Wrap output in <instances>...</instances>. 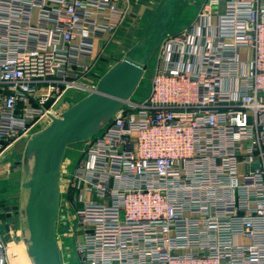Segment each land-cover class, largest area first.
<instances>
[{
  "label": "built area",
  "instance_id": "1",
  "mask_svg": "<svg viewBox=\"0 0 264 264\" xmlns=\"http://www.w3.org/2000/svg\"><path fill=\"white\" fill-rule=\"evenodd\" d=\"M127 2L0 0V160L94 90ZM155 51L147 96L62 162L77 264H264V0H203Z\"/></svg>",
  "mask_w": 264,
  "mask_h": 264
},
{
  "label": "water",
  "instance_id": "2",
  "mask_svg": "<svg viewBox=\"0 0 264 264\" xmlns=\"http://www.w3.org/2000/svg\"><path fill=\"white\" fill-rule=\"evenodd\" d=\"M164 13L158 12L151 22L145 36L153 25L158 30L142 60L133 58L138 46L128 50L97 80L93 91L52 117L49 124L27 139L21 160L4 163L7 155L0 160V168L5 172L21 173V179L16 181L20 186V202L12 209L18 214L21 239L32 264H63L55 226L58 219H63L59 218V174L66 148L95 136L132 96L147 59L166 33L169 20L162 22Z\"/></svg>",
  "mask_w": 264,
  "mask_h": 264
},
{
  "label": "rangeland",
  "instance_id": "3",
  "mask_svg": "<svg viewBox=\"0 0 264 264\" xmlns=\"http://www.w3.org/2000/svg\"><path fill=\"white\" fill-rule=\"evenodd\" d=\"M163 7L167 8V5L165 6L163 5ZM176 16H177L176 10H171L167 18V20H169V24L172 20L174 21L175 18H177ZM149 19L150 18L145 19V17L142 19L140 18L139 21H137L135 24H131L129 21L130 20L129 16L127 17V13H126L124 22L119 28V30L115 33L111 41L108 42L107 45H105V47L101 50L98 61L94 69L90 73L88 79L97 81L113 64L119 61L128 50L136 46L138 47L133 55V58L142 60L145 57L146 53L148 52L155 38L156 31L158 30L157 25H153L152 30L148 33L147 37L145 36L149 27V23H148ZM177 21H178L177 25H179L181 22H183V18L181 17V19L179 20L177 19ZM167 31H171L170 26L168 27ZM155 48L151 56L147 59L143 76L137 88L135 89L134 93L131 96V99L133 101H140L144 99L149 92L150 79L156 61ZM80 97L81 94L79 95V93H76L75 91L69 92L67 94V100L71 103L77 101V99H80ZM27 139H22L21 141L15 143L13 148L6 154L7 155L6 156L7 160H5L6 162L13 164L15 161L21 160L22 152ZM78 144L79 143L73 144L66 148L62 161L63 164L65 162H70V164L72 163L74 164L77 158L76 156L78 154L77 153V148L79 146ZM64 170H65L64 165H61L60 174H59V186H60L59 218L60 216H64L65 214L70 215V217L72 216V212H69L71 206L70 204H68L65 194L67 181H66V177L62 175L64 174L63 173ZM20 179H21L20 172L8 173L0 168V207L8 208V210H2V213L0 214V235L5 241L9 252L8 255L9 263H10V256L13 255V252H15L16 247L21 248L24 256L26 250L21 239L18 214L14 209H12L13 206H18L20 202V186L19 184L16 183V181H19ZM6 214H9L8 218L5 217ZM66 231L67 228L62 227L61 221L60 219H58L55 226V237L59 246L61 260L63 264H77L76 254L74 253V241L76 237L72 234H69ZM28 264L30 263L28 262Z\"/></svg>",
  "mask_w": 264,
  "mask_h": 264
},
{
  "label": "crops",
  "instance_id": "4",
  "mask_svg": "<svg viewBox=\"0 0 264 264\" xmlns=\"http://www.w3.org/2000/svg\"><path fill=\"white\" fill-rule=\"evenodd\" d=\"M202 1L203 0H185V2H181L179 0H168V2H164V0H128L126 4L127 5L126 13H127V17L129 16V19H130L129 21L131 24H135L137 21H139L140 18L141 19L144 17L145 19L150 18L148 22L149 23L148 29H149L151 22H152L150 20H152V18L155 17L158 12L165 11L164 17L162 18V22H164L167 20L170 11L176 10L177 18H175L174 21L172 20L170 24L167 26V29L170 26L171 31L166 30L168 34H171V33H176L180 31L185 26H187L188 24L192 23L195 20V16L198 10V5ZM163 5L164 6L167 5V8L163 7ZM181 17L183 18V22L177 25V22H178L177 19L179 20L181 19ZM172 30H175V31H172ZM114 35L111 37V39L114 37ZM111 39L109 40V42L111 41ZM80 94H81L80 99L85 96L84 93H79V95ZM78 100L79 99H77V101ZM1 208L2 207H0V209ZM2 209L4 210V208ZM69 212H73L72 208H70ZM64 216H67L68 219L70 218V215L65 214ZM28 262L32 264V262L30 261V259L28 258L26 254V250H25V256H24L21 248L16 247L15 252H13V255L10 256L9 264H28Z\"/></svg>",
  "mask_w": 264,
  "mask_h": 264
},
{
  "label": "flooded vegetation",
  "instance_id": "5",
  "mask_svg": "<svg viewBox=\"0 0 264 264\" xmlns=\"http://www.w3.org/2000/svg\"><path fill=\"white\" fill-rule=\"evenodd\" d=\"M6 160H7V159H6ZM4 163H9V162H6V161H5ZM0 213H2V209H0Z\"/></svg>",
  "mask_w": 264,
  "mask_h": 264
}]
</instances>
